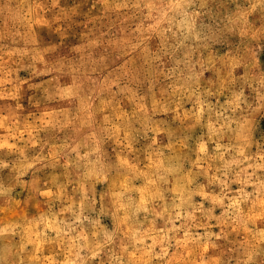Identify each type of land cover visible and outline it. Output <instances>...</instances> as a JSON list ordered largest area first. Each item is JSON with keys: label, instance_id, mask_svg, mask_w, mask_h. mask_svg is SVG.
Here are the masks:
<instances>
[{"label": "clouds", "instance_id": "obj_1", "mask_svg": "<svg viewBox=\"0 0 264 264\" xmlns=\"http://www.w3.org/2000/svg\"><path fill=\"white\" fill-rule=\"evenodd\" d=\"M0 264H264V0H0Z\"/></svg>", "mask_w": 264, "mask_h": 264}]
</instances>
